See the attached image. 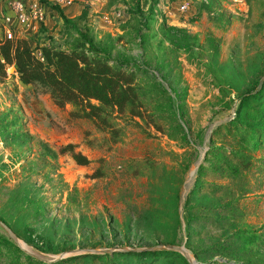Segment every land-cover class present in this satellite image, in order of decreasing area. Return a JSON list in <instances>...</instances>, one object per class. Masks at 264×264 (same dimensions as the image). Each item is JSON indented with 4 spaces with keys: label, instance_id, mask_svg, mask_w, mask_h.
Wrapping results in <instances>:
<instances>
[{
    "label": "rangeland",
    "instance_id": "374dc122",
    "mask_svg": "<svg viewBox=\"0 0 264 264\" xmlns=\"http://www.w3.org/2000/svg\"><path fill=\"white\" fill-rule=\"evenodd\" d=\"M38 1L34 53L104 56L137 98L84 116L6 66L0 264H264V0ZM156 244L184 253L129 251Z\"/></svg>",
    "mask_w": 264,
    "mask_h": 264
},
{
    "label": "trees",
    "instance_id": "16d2710c",
    "mask_svg": "<svg viewBox=\"0 0 264 264\" xmlns=\"http://www.w3.org/2000/svg\"><path fill=\"white\" fill-rule=\"evenodd\" d=\"M51 8L67 22L59 8L54 5ZM80 35L92 46L88 36ZM37 51V54L34 53L29 41L24 38L0 41V82L5 77L6 66L13 65L22 83L38 84L49 93L56 105L76 104L82 114L89 117H97L101 111L99 106L90 103L91 100L115 107L118 111L135 104L137 95L132 84V71L125 66L112 64L104 56H87L80 50L64 51L40 45ZM67 151L76 164L88 162L81 153L73 151L70 144L58 148L59 153Z\"/></svg>",
    "mask_w": 264,
    "mask_h": 264
},
{
    "label": "built area",
    "instance_id": "2783aa9c",
    "mask_svg": "<svg viewBox=\"0 0 264 264\" xmlns=\"http://www.w3.org/2000/svg\"><path fill=\"white\" fill-rule=\"evenodd\" d=\"M69 1L57 0V3L64 4ZM234 1L243 3V0ZM164 5L162 1L158 0V9L170 13ZM187 8V3L184 0L175 5V10L178 13L186 11ZM44 17L43 7L38 0H7L4 7H0V39H27L31 33L35 34L42 28Z\"/></svg>",
    "mask_w": 264,
    "mask_h": 264
},
{
    "label": "water",
    "instance_id": "95a60500",
    "mask_svg": "<svg viewBox=\"0 0 264 264\" xmlns=\"http://www.w3.org/2000/svg\"><path fill=\"white\" fill-rule=\"evenodd\" d=\"M0 226L6 231V233L13 238V234L12 232L8 229V227L6 225H4L2 222H0ZM161 248H168L174 251H179L181 253H184V249L182 247H178L175 245H163V244H156V245H152V246H148V247H143V248H132L129 251L131 252H140V251H152V250H156V249H161ZM81 250H88L90 252H97V251H101V252H110L112 251V249L106 248V249H101V250H96V249H81ZM117 251H128L127 249H123V248H118ZM194 261H188V264H194Z\"/></svg>",
    "mask_w": 264,
    "mask_h": 264
},
{
    "label": "crops",
    "instance_id": "0c3cea01",
    "mask_svg": "<svg viewBox=\"0 0 264 264\" xmlns=\"http://www.w3.org/2000/svg\"><path fill=\"white\" fill-rule=\"evenodd\" d=\"M72 0H70L68 3H64L65 5H71Z\"/></svg>",
    "mask_w": 264,
    "mask_h": 264
}]
</instances>
